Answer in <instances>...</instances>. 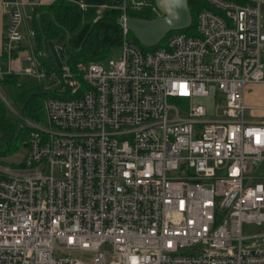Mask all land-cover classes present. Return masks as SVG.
Listing matches in <instances>:
<instances>
[{"label": "built area", "instance_id": "2783aa9c", "mask_svg": "<svg viewBox=\"0 0 264 264\" xmlns=\"http://www.w3.org/2000/svg\"><path fill=\"white\" fill-rule=\"evenodd\" d=\"M201 1L193 32L145 50L119 23V59L78 72L63 59L49 71L33 48L39 0L0 2L7 59L28 40L26 64L0 78L58 95L44 98L43 122L20 117L22 163H0V264H264V104L246 103L248 85H264V0ZM150 5L93 8L124 19ZM211 86L223 105L213 118L194 102ZM244 222L263 231L244 236Z\"/></svg>", "mask_w": 264, "mask_h": 264}, {"label": "trees", "instance_id": "16d2710c", "mask_svg": "<svg viewBox=\"0 0 264 264\" xmlns=\"http://www.w3.org/2000/svg\"><path fill=\"white\" fill-rule=\"evenodd\" d=\"M108 2L110 3V0ZM188 5L192 16L190 28H193L197 10L205 5L201 0H189ZM152 7H155L154 0L151 1L150 6L141 7L138 10L128 9L127 14L151 19L157 16ZM45 12L52 14L55 22ZM34 13L38 15V19L36 18L38 49H42V45L37 20L40 22L46 40L54 43L62 59L67 58L66 63L74 72L79 71L80 63L101 61L113 47L120 46L122 27L118 19L122 12L119 9H104L102 14L95 19L97 15L93 7L82 10L74 2L56 0L50 5L36 8ZM191 32L193 29L188 33ZM129 37L145 50L156 48L142 46L130 31ZM41 59L49 71L57 70L55 60L49 51ZM5 60L6 56L2 54L0 62L3 63ZM0 66L5 70L4 66L1 64ZM0 88L6 95L5 99L9 101L11 108L15 110V113L10 111L0 97V155H5L16 151L27 138L29 128L20 120V117L43 122L45 119L44 98L58 95L56 90H43L38 81L15 73H5L0 78Z\"/></svg>", "mask_w": 264, "mask_h": 264}, {"label": "water", "instance_id": "95a60500", "mask_svg": "<svg viewBox=\"0 0 264 264\" xmlns=\"http://www.w3.org/2000/svg\"><path fill=\"white\" fill-rule=\"evenodd\" d=\"M159 15L151 18H141L128 15L124 19H118V23L124 24L133 34L137 41L146 48L156 47L172 31L188 29L192 23L189 9V0H154ZM47 13V12H45ZM55 22L52 14L47 13ZM42 54L46 56L47 51L53 56L56 68L62 66V57L51 40H46L40 27ZM67 36L69 33L66 31Z\"/></svg>", "mask_w": 264, "mask_h": 264}, {"label": "rangeland", "instance_id": "374dc122", "mask_svg": "<svg viewBox=\"0 0 264 264\" xmlns=\"http://www.w3.org/2000/svg\"><path fill=\"white\" fill-rule=\"evenodd\" d=\"M152 9H154V7H152ZM135 10H138V9H135ZM95 13H96V10H95ZM155 13L157 16L159 15L156 11H155ZM262 14H263V20H264V11ZM96 15H97V13H96ZM192 29L193 28H190L188 30L185 29V31L189 32V30L192 31ZM120 55H121L120 46L113 47L109 51V53L106 55V57H104V59H102L101 61H97V62L100 63L107 70L109 67V62L111 60L119 59ZM66 59L67 58L65 57L64 62H66ZM81 65H83V64L80 63L78 65V68L81 67ZM39 83L41 84L42 89H43L45 82H39ZM263 90H264V85H261V84H250V85H248L247 94H246V103L248 105H263L264 104V92H263ZM218 95H219V92L216 90V88L214 86H211L209 96L196 98L194 100V102L202 104L206 109L207 117L213 118L216 115H219L221 113V109L223 107L222 102H220L218 100ZM0 97L2 98V100L4 101V103L6 105L9 104V101L7 99H5L6 95L3 93L1 88H0ZM7 107L10 109V111L15 113V110L13 108L11 109L8 105H7ZM20 120H21V118H20ZM23 144H25V146H22ZM20 145L21 146H19V148L16 151L7 153L5 155H0V163L7 164L9 166H14V167L19 166L22 163L23 157L26 153L25 140ZM262 231H263L262 225H257L255 223H251V222H248V223L244 222L242 224V234L244 236L257 235V234H260Z\"/></svg>", "mask_w": 264, "mask_h": 264}, {"label": "crops", "instance_id": "0c3cea01", "mask_svg": "<svg viewBox=\"0 0 264 264\" xmlns=\"http://www.w3.org/2000/svg\"><path fill=\"white\" fill-rule=\"evenodd\" d=\"M2 1L11 2V1H18V0H0V2H2ZM19 1H23L25 3V2H28L29 0H19ZM39 1L42 4L41 6H46V5H50L52 2H54L56 0H39ZM66 1L74 2L78 5L82 3V4H86L90 7H96V6H100V5H104L106 3H109L108 0H66ZM121 1L122 0H110V3L119 4ZM24 12L26 14H29L30 11H29V8L27 6L24 7ZM36 18L38 19V15H36L33 12V19L26 23L27 27L29 29H35L36 30ZM8 22H9V15L7 13L3 12L2 7L0 5V56L2 54H4L3 49H2V39H3V36L5 34ZM37 25L39 26L38 20H37ZM36 35L37 34H35V36L31 39V44L35 50L42 51V49H40V50L38 49V40L36 39ZM27 45H28V40L24 39L21 43V48H20L19 52L16 55H14V57L10 60H8L6 57V60L3 61V63L0 62V64L4 67H6V66L9 67L11 65L15 69L19 68L22 65H25L26 64L25 58L28 54ZM263 92H264V90H263Z\"/></svg>", "mask_w": 264, "mask_h": 264}]
</instances>
